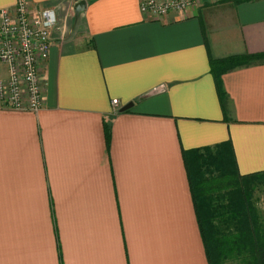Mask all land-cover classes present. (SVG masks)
<instances>
[{
  "label": "crops",
  "instance_id": "crops-1",
  "mask_svg": "<svg viewBox=\"0 0 264 264\" xmlns=\"http://www.w3.org/2000/svg\"><path fill=\"white\" fill-rule=\"evenodd\" d=\"M78 1L28 0L58 24L41 109L0 106V264H208L185 157L264 180V0Z\"/></svg>",
  "mask_w": 264,
  "mask_h": 264
},
{
  "label": "trees",
  "instance_id": "trees-1",
  "mask_svg": "<svg viewBox=\"0 0 264 264\" xmlns=\"http://www.w3.org/2000/svg\"><path fill=\"white\" fill-rule=\"evenodd\" d=\"M185 165L208 264H264V207L257 206L258 195L264 197L261 174L240 176L221 152H195Z\"/></svg>",
  "mask_w": 264,
  "mask_h": 264
},
{
  "label": "built area",
  "instance_id": "built-area-1",
  "mask_svg": "<svg viewBox=\"0 0 264 264\" xmlns=\"http://www.w3.org/2000/svg\"><path fill=\"white\" fill-rule=\"evenodd\" d=\"M198 0H141L140 11L153 19L188 12ZM58 24L54 9L29 12L28 0H16L12 10L0 11V106L37 112L43 104L39 63L47 59L49 33ZM112 104L117 105L113 100Z\"/></svg>",
  "mask_w": 264,
  "mask_h": 264
},
{
  "label": "water",
  "instance_id": "water-1",
  "mask_svg": "<svg viewBox=\"0 0 264 264\" xmlns=\"http://www.w3.org/2000/svg\"><path fill=\"white\" fill-rule=\"evenodd\" d=\"M86 8V2L84 0H80L73 6V14L75 17H78L80 13H82ZM132 104H128L127 106L120 109V112L127 111L129 108H131Z\"/></svg>",
  "mask_w": 264,
  "mask_h": 264
},
{
  "label": "rangeland",
  "instance_id": "rangeland-1",
  "mask_svg": "<svg viewBox=\"0 0 264 264\" xmlns=\"http://www.w3.org/2000/svg\"><path fill=\"white\" fill-rule=\"evenodd\" d=\"M259 198H260V201L257 203V206L259 207H264V197L262 195H258ZM225 264H235V263H232V262H227Z\"/></svg>",
  "mask_w": 264,
  "mask_h": 264
}]
</instances>
